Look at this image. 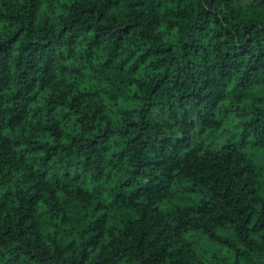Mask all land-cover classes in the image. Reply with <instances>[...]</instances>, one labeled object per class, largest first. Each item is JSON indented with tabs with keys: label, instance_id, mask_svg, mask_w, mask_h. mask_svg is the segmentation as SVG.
Returning a JSON list of instances; mask_svg holds the SVG:
<instances>
[{
	"label": "clouds",
	"instance_id": "1",
	"mask_svg": "<svg viewBox=\"0 0 264 264\" xmlns=\"http://www.w3.org/2000/svg\"><path fill=\"white\" fill-rule=\"evenodd\" d=\"M0 264H264V0H0Z\"/></svg>",
	"mask_w": 264,
	"mask_h": 264
}]
</instances>
